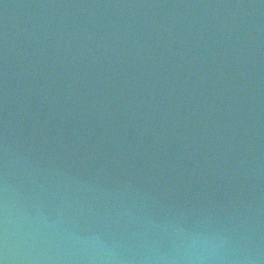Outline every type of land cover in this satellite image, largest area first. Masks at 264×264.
<instances>
[{"label": "water", "instance_id": "95a60500", "mask_svg": "<svg viewBox=\"0 0 264 264\" xmlns=\"http://www.w3.org/2000/svg\"><path fill=\"white\" fill-rule=\"evenodd\" d=\"M0 264H264V0H0Z\"/></svg>", "mask_w": 264, "mask_h": 264}]
</instances>
